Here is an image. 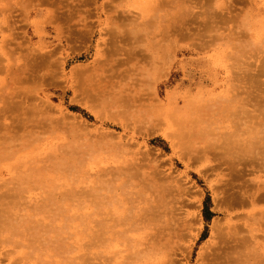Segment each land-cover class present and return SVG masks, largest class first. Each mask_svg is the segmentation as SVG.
I'll list each match as a JSON object with an SVG mask.
<instances>
[{
    "label": "rangeland",
    "instance_id": "obj_1",
    "mask_svg": "<svg viewBox=\"0 0 264 264\" xmlns=\"http://www.w3.org/2000/svg\"><path fill=\"white\" fill-rule=\"evenodd\" d=\"M170 1L0 0V264H215L228 257L209 262L204 254L219 248L223 234L230 246L246 235L245 253L242 246L238 259L232 253L236 261L243 256L264 261V164L253 159L248 165L249 153L233 146L234 138H249L253 126L236 131L228 113L240 96L236 93L249 92L235 81L240 70L234 65L232 71L228 36L244 30L255 40L250 29L257 1L227 0L231 13L219 15L232 22L220 20L223 26L218 23L208 37L195 34L198 39L191 35L173 43L177 37L172 36L166 45L162 30L175 24L184 4L192 16L201 14L199 21L206 9L204 0ZM115 46L135 47L136 55L127 51L128 57ZM253 141L258 145L264 139ZM229 155L236 161L231 167V160L225 164L218 158ZM236 167L242 168L240 176L231 181ZM162 178L173 186L165 202L153 188H143L150 179L164 184ZM227 182H235L232 194L245 190L248 201L224 203ZM153 196L180 217L175 221V214L166 212L168 218L158 222L175 228L164 230L175 235L161 234L165 253L157 246L162 253L138 258L135 253L147 240L154 244L146 226L152 224L150 216L139 220L155 203ZM97 203L110 228L105 238L89 240L77 225L85 213L97 212Z\"/></svg>",
    "mask_w": 264,
    "mask_h": 264
},
{
    "label": "bare ground",
    "instance_id": "obj_2",
    "mask_svg": "<svg viewBox=\"0 0 264 264\" xmlns=\"http://www.w3.org/2000/svg\"><path fill=\"white\" fill-rule=\"evenodd\" d=\"M172 1H174V0H172ZM172 1H170V3L172 2ZM182 1V0H181ZM180 1V2H181ZM191 1H193V0H191ZM205 1H208V3L206 2V5H205ZM226 2H224L223 0H204V6L205 7H203V5H200L201 7H203V8H206V9H204V11H202L203 13H202V15L204 14L205 16L203 17V20H200L199 21V18H198V16L197 15H201V14H198V12L197 13H194V16H192L193 14L192 13H190V9H188V8H190V7H186L185 6V4H184V8L185 9H183V8H181L182 10H181V14L180 13H178L179 15H178V17L175 19V20H173V23H175V24H171V25H173V26H168L166 23H164L163 22V20H162V22L164 23V24H166V26L163 28V30L162 31H164V33L161 31V33H163V35H164V38L162 37V39H165V40H163L165 43H166V45H167V41H169V39L172 37V36H175V37H177V39L176 40H173L174 42L173 43H175V42H178L179 43V41L180 40H183V39H186V40H188V38L189 37H191V39H192V36L191 35H193V38H196V37H194V36H196L197 34H199L200 35V37H202L201 35H203V36H206L207 34H209V33H207V32H210V33H212V32H214L216 29H218V23H219V21L221 20V23H225V22H222V21H226L227 19H229V16L228 17H226L227 19H225L224 18V15H225V12H224V10L225 11H227V9H229L230 10V13H231V9L232 8H230V7H232L231 5H230V7L227 5V3L229 2V1H227V0H225ZM257 1V4H255V5H253V7H254V13L252 12V19H253V25H252V27H251V31H253L254 33V36H255V40H252V38L248 35V36H246V34H247V32H244V30H243V32H241V30H239L241 33H240V36L238 35V34H236V36H234V34L235 33H238V32H235V31H232V33H234V34H230L229 36H228V43L230 44V46H231V48L234 50V52H232V55L230 56V54H226L227 56H229V57H231V59H233V61H234V64H233V66H232V71L234 70V68H235V66H237V68L240 70V72H239V74H238V72H236V71H234L233 73L234 74H238L237 75V77H236V82H238L241 86H239V88H241L242 86H243V84H244V87H242V90H244V88L246 87V86H248L247 88H248V90H249V92H247L246 94H245V92H238V93H236L237 95H242V93H244L246 96H244V97H240V96H237V98H235V99H238L237 101H235V105L234 106H232V107H235L234 109L233 108H231L230 109V111L228 112L229 113V116H230V118H231V123L233 124V125H235V130L237 131L238 129H245V127H244V125L243 124H247V123H251V127L253 126V129L251 128V129H249V130H252V134H248V135H250V136H252V137H250L249 136V138H246V139H242V141H241V139L239 138H237L238 140H236L235 138H234V141H238V142H240L239 143V145H237V144H234V143H236V142H234L233 140H231L230 138V140L231 141H233L232 142V144H233V146L235 147V148H237L238 147V150L239 151H242V152H248L249 153V158L247 159V164L249 165V164H251V163H253V159H259V160H261L260 162H262L261 164H264V141L262 142V143H258V145H257V141L255 142V141H253V139H257L258 141L259 140H263L264 139V58H261V59H263V60H261V59H257L255 56H257L259 53H264V49H263V44H264V0H256ZM157 2V1H156ZM155 2V3H156ZM162 2H163V0H162ZM169 2V1H168ZM178 2H179V0H178ZM184 1H182L181 3H183ZM194 2H196V1H194ZM177 3V2H176ZM197 3V2H196ZM158 4V3H157ZM164 4H166V3H164ZM163 4V5H164ZM172 4H174V2H172ZM192 4H193V2H192ZM192 4H190V5H192ZM195 4V3H194ZM208 4V5H207ZM231 4V3H230ZM153 5V4H152ZM189 5V6H190ZM196 5V4H195ZM218 6V8L216 9L214 6ZM168 6H169V4H168ZM167 6V7H168ZM176 6V5H175ZM188 6V5H187ZM207 6V7H206ZM161 7V6H160ZM170 8H171V6H169ZM193 8H196V7H194V6H192ZM201 7H200V9L199 10H201ZM162 8V7H161ZM172 9V8H171ZM175 9V8H174ZM188 9V10H187ZM173 10V9H172ZM220 10H223V14L224 15H219V11ZM6 11V10H5ZM155 11V10H154ZM163 11V10H162ZM179 11V10H178ZM206 11V12H205ZM180 12V11H179ZM201 12V11H200ZM217 12V13H216ZM150 13V12H149ZM166 13H167V10H166ZM227 13H228V11H227ZM226 13V14H227ZM182 14H184L182 17H181V15ZM192 14V15H191ZM196 14V15H195ZM176 14H174V16H175ZM228 15H229V13H228ZM195 16H197V17H195ZM222 17V19L220 18L219 19V17ZM126 17V16H125ZM128 17V16H127ZM173 17V16H172ZM215 17H218V20H217V18H216V20H215ZM232 17V16H231ZM230 17V18H231ZM124 18V17H123ZM196 18H198V19H196ZM201 18V17H200ZM129 19V18H128ZM188 19V20H187ZM196 19V20H195ZM232 19H233V17H232ZM237 19V18H236ZM198 20V21H197ZM231 19H229L228 21H226V23L228 22L229 23V21H230ZM239 20V19H238ZM127 21V20H126ZM165 21V20H164ZM172 21V20H171ZM234 21H237V20H234ZM129 22V21H128ZM166 22V21H165ZM231 22H232V20H231ZM114 23H116V22H114ZM148 23H149V21H148ZM221 23H219V29H220V27H222L223 25L221 24ZM225 23V24H226ZM233 23H235V22H233ZM13 24H14V22H13ZM117 24H118V22H117ZM116 24V25H117ZM150 24V23H149ZM163 24V25H164ZM224 24V25H225ZM243 24V23H242ZM241 24V25H242ZM222 25V26H221ZM244 25V24H243ZM242 25V26H243ZM10 26H11V24H10ZM128 26V25H127ZM190 26V27H189ZM227 26V25H226ZM237 26H239V24L237 25ZM237 26H235V27H233V28H237ZM249 27V26H248ZM3 28V27H2ZM226 29V28H225ZM235 30V29H234ZM250 30H249V32H250ZM13 31V30H12ZM109 31V30H108ZM225 31V30H224ZM216 32V31H215ZM205 33H207L206 35H205ZM129 34V33H128ZM127 34V35H128ZM196 34V35H195ZM126 35V34H125ZM126 35V36H127ZM233 35V36H232ZM189 36V37H188ZM129 37V35L127 36V39H129L128 38ZM138 37H140L139 35H138ZM199 37V36H198ZM206 37H208V35L206 36ZM212 37V36H211ZM219 37V36H218ZM117 38V37H116ZM124 38V37H123ZM213 38V37H212ZM225 38V37H224ZM139 39V38H138ZM196 39H198V38H196ZM195 39V40H196ZM214 39V38H213ZM218 39V38H217ZM226 39V38H225ZM117 40V39H116ZM115 40V41H116ZM130 40H131V38H130ZM130 40H127L128 42L130 41ZM132 40H134V36H133V38H132ZM136 40H137V37L135 38V42H136ZM124 41V40H123ZM140 40H138L137 42H139ZM200 41H201V38H200ZM210 41V40H209ZM214 41V40H213ZM215 41H217V40H215ZM120 43V42H119ZM118 43V44H119ZM123 43H125V42H123ZM160 43V42H159ZM165 43H163L164 45H165ZM191 43V42H190ZM195 43V42H194ZM107 44H109V43H107ZM116 44V43H115ZM128 45V44H127ZM140 45V44H139ZM142 45V44H141ZM157 46H158V44H156ZM159 45H161V44H159ZM163 45V48H161L162 46H159L158 48H161V49H163V51H164V49H165V47H166V45L164 46ZM202 45H203V43H202ZM207 45V44H206ZM131 46H133V45H131ZM153 46H155V45H153ZM192 46H193V44H192ZM196 46V45H195ZM194 46V47H195ZM116 48L118 47V46H115ZM126 47H130V45L129 46H126ZM115 48V51L116 52H118L117 51V49H122L123 48V50H125V52H127V51H129V49L127 50V49H124V47H118L117 49ZM155 48V47H154ZM195 48H197V46L195 47ZM199 48V47H198ZM202 48V47H201ZM207 48V47H206ZM174 49V48H173ZM130 50L131 51H129V52H132L133 53V56H134V51L133 50H135V47H134V49H132V47L130 48ZM157 51V50H156ZM120 52V51H119ZM121 52H122V50H121ZM124 52V53H125ZM129 52H127L128 53V57H129V54H130V56H132V54L131 53H129ZM138 52V51H137ZM158 52V51H157ZM123 52H122V54H124ZM226 53V52H225ZM119 54V53H118ZM121 54V55H122ZM156 54V53H155ZM127 54H124V56H126ZM136 55V54H135ZM261 56V55H260ZM259 56V57H260ZM126 58V60L128 59L129 60V58ZM252 57V59L253 58H256V59H253V61H250V60H248L249 58H251ZM258 57V58H259ZM133 58V57H132ZM155 59V58H154ZM128 60H127V62H128ZM157 60H159V59H157ZM125 63V62H124ZM145 64V63H144ZM235 65V66H234ZM152 66V65H151ZM167 68V70H168V66H166V67H164V69H166ZM236 68V69H237ZM167 70H166V72H167ZM160 72L162 73V71L160 70ZM166 74V73H165ZM158 76H159V73L157 74ZM163 75V74H162ZM160 77V76H159ZM158 77V78H159ZM235 86H237V85H235ZM238 87V86H237ZM246 88V89H247ZM212 105V104H211ZM246 106H248V107H250L251 109H247V107ZM246 107V108H245ZM220 108V107H219ZM218 109V108H217ZM201 111V110H200ZM202 112V111H201ZM173 115V114H172ZM238 115V116H237ZM228 116V115H227ZM242 119V120H244V123L243 122H241V120H239L240 122L239 123H237L238 121L237 120H235V119ZM174 120V119H173ZM175 120H177V118H175ZM196 120V119H195ZM183 121V120H182ZM198 121V120H197ZM196 121V122H197ZM195 122V123H196ZM199 122V121H198ZM205 122V121H204ZM234 122V123H233ZM241 123V124H240ZM238 124H239V126H242V127H239L238 128ZM248 124V125H249ZM248 125H246V126H248ZM234 127V126H233ZM247 128H250V127H247ZM250 132V131H249ZM201 133V132H200ZM195 135H196V133H195ZM238 136V135H237ZM233 139V138H232ZM228 141V143L229 142H231V141H229V140H227ZM252 141H253V144H250V145H252L251 147L249 146V143H252ZM261 141H259V142H261ZM242 144V145H241ZM233 146H231V149L232 150H234V148H233ZM226 152H227V149H224ZM258 155H259V157H258ZM256 156H257V158H256ZM218 158H221L222 160H221V162H223V163H227V162H229L230 160H231V157H230V155L228 156V157H225V156H223V157H218ZM238 160H239V158H238ZM259 160H255V161H257V163H258V165H259ZM236 161L235 160H231L230 161V164L231 165H228V167H231V166H234V163H235ZM256 163V164H257ZM238 164H240V163H238ZM256 164H253L252 165V167H255L256 166ZM260 164V165H261ZM255 165V166H254ZM257 165V166H258ZM263 165H261V167H262ZM136 168V167H135ZM241 168V167H240ZM238 169L237 167L235 168V170L236 171H234V170H232V174H231V176L230 177H232V180L231 181H233V176H235L236 178H234V179H237L239 176H240V172H241V169ZM264 168V167H263ZM238 169V170H237ZM239 170H240V172H239ZM262 171H263V169H262ZM158 174H159V171H158ZM121 175V174H120ZM127 176V175H126ZM133 176V175H132ZM238 176V177H237ZM130 177H131V175H130ZM154 177H156V176H154ZM156 178H158V177H156ZM161 178V177H160ZM241 178V177H240ZM165 179V180H164ZM162 178V181L163 182H165V181H167V179L168 178ZM100 180V179H99ZM155 180H157V179H150V180H146L147 182H146V184L145 185H143V188H147V189H152V190H154V191H151L152 193L154 192H156L157 194H159V198L160 199H166L167 198V196L169 197V196H171V192H173V189H172V191H171V188L173 187L172 185H170V183H168V182H165V183H167V184H160L159 183V186L155 183ZM161 180V179H160ZM229 180H230V178H229ZM114 181V180H113ZM236 181V180H235ZM143 182V181H142ZM108 183V182H107ZM115 183V182H114ZM162 183V182H161ZM233 183H235V182H233ZM233 183H231V182H227L226 184H225V186L227 185V189L224 187V189H225V191H224V193H225V197L224 198H222L221 197V199H223L224 201V203H225V200L226 201H229V203H233L234 202V204H236V203H238L239 201H242V202H247V201H244L245 200V197L243 196V195H245L246 196V194H243V192L245 191H242V196L240 195V193H239V195L238 194H232V192L230 191L231 190V188H232V186H233ZM143 184V183H142ZM147 185V186H146ZM128 186V185H127ZM126 186V187H127ZM136 187H138V185H136ZM235 187V186H234ZM118 188V187H117ZM146 189V190H147ZM222 189V188H221ZM239 189V188H238ZM244 189V188H243ZM96 190V189H95ZM237 190V189H236ZM236 190H234V191H236ZM260 190H264V189H260ZM149 192H150V190H148ZM241 191V190H240ZM255 191H256V189H255ZM97 192V191H96ZM144 192L146 193L147 191H145L144 190ZM174 192H176V191H174ZM246 192V191H245ZM145 193H143V194H145ZM151 193V194H152ZM180 193V192H179ZM183 193V192H182ZM259 193V192H258ZM97 194H99V193H97ZM157 194L155 195V196H157ZM175 194V193H174ZM174 194H172V195H174ZM181 194V193H180ZM185 194H186V192H185ZM221 194V193H220ZM262 194L264 195V193H263V191H262ZM261 194V195H262ZM154 195V194H153ZM260 195V196H261ZM94 196H95V194H94ZM97 196V195H96ZM101 196V195H100ZM143 196V195H142ZM155 196H153V197H155ZM180 196V195H179ZM182 196V195H181ZM222 196H223V194H222ZM175 197V196H174ZM252 198H256V197H253V196H251ZM101 198V197H100ZM158 198V199H159ZM172 198V197H171ZM246 198H247V196H246ZM149 199L150 198H148V201H149ZM160 199L159 200H157V198L155 197L153 200H154V202L155 203H151L150 204V206H149V209L148 210H146L145 209V211L143 212V213H141V217H139V220L141 221V222H143V221H147L146 220V218L148 217V216H150V217H148V220H149V218H150V221H151V226H150V224H149V222H148V225H146L148 228H149V230L151 231V233H152V235H151V237H150V239L152 240V242H154V244L152 243L151 245H148V244H150V242L147 240V242L148 243H144V245H145V248L143 249V251H142V249H141V253L140 252H136L135 254L137 255V257L138 258H141V257H147V256H149V255H155V254H157V253H162V251H160V250H158V249H160L161 247V249L164 251V243H165V241H164V239H165V237L164 236H166L167 235V233H168V237H169V234L170 233H172L173 232V230L175 229V228H173V227H171V225L169 226V224H168V222H166V223H164L165 224V226L166 225H168V227L166 226V228H168V230H171V229H173V230H171L172 232H167L166 233V235H165V232H164V230L166 229L164 226H159V223H160V221L162 222L163 220H162V218L163 217H165V216H167V215H165L166 214V212L169 210L168 208H167V205H166V207H165V204H159L158 202H160ZM173 199H175V198H173ZM146 200V199H145ZM260 200V199H259ZM263 200V199H262ZM262 200H260V201H262ZM98 201V200H97ZM148 201H146V202H148ZM164 201V200H163ZM221 201V203H222V200H220ZM219 201V202H220ZM250 201V200H249ZM252 201H254V199L252 200ZM84 202V201H83ZM165 202V201H164ZM172 202V201H171ZM174 202V201H173ZM218 202V203H219ZM241 202V203H242ZM255 202H257V200L255 199ZM92 203V202H91ZM163 203V202H162ZM228 203V202H227ZM228 203V204H229ZM95 204V203H94ZM167 204H168V202H167ZM230 204V205H231ZM239 204H240V202H239ZM80 205V204H79ZM88 205H90L91 206V204H88ZM100 205L101 204H96L95 205V208L97 209V208H99L100 207ZM169 205V204H168ZM241 205V204H240ZM220 206H221V204H220ZM223 206V205H222ZM224 206H226V204H224ZM229 206V205H228ZM81 207V206H80ZM164 207H165V209H164ZM230 207V206H229ZM233 207V206H232ZM234 207H236V206H234ZM244 207H245V205H244ZM86 208V207H85ZM92 208H94V207H92ZM166 208H167V211H166ZM173 208H175L176 209V207H173ZM222 208V207H221ZM227 208V207H226ZM239 208V207H238ZM154 209V210H153ZM170 209H172V207H170ZM180 209V208H179ZM230 209H231V207H230ZM233 209V208H232ZM144 210V209H143ZM178 209H176V211H177ZM229 210V209H228ZM171 211H173V210H171ZM175 211V210H174ZM179 211V210H178ZM81 212V214H83V212L82 211H80ZM169 213V214H168ZM86 214V213H85ZM83 215V217H82V221L80 220V224H78L77 225V230H79V232L81 233V235L84 237H87L89 240H95L97 237H102V238H105L104 236L106 235V232H107V228H110V225L107 227L104 223H103V221H104V219L103 218H100L99 216L101 215V212H100V210L99 209H97V212H95L94 210H91L90 212H88L86 215ZM167 214L168 215H170V214H175V213H170V211L169 212H167ZM177 214V213H176ZM176 214H175V216H176ZM178 215H180V214H178ZM258 215H260V213L258 214ZM147 216V217H146ZM106 217H107V215H106ZM111 218H112V216H110ZM110 217H109V219H110ZM171 217H173L174 218V215L173 216H171ZM171 217H169V221H170V218ZM178 216H176L174 219H176ZM180 217V216H179ZM178 217V218H179ZM244 216H242V218H243ZM246 217V216H245ZM264 217V216H263ZM104 218H105V216H104ZM165 218H168V217H165ZM173 218H171V220H173ZM177 218V219H178ZM233 218H235V217H233ZM261 218V217H260ZM106 219V218H105ZM177 219L175 220V221H177ZM194 219V218H193ZM197 219V218H196ZM196 219H194V221L196 220ZM105 221H107V219L105 220ZM250 221H251V219H250ZM159 222V223H158ZM171 223H172V221H170ZM179 222V224L181 223L180 222V220L178 221ZM192 222V221H191ZM156 223H158V224H156ZM176 223V222H175ZM199 223V222H198ZM217 223V222H216ZM220 223V222H219ZM138 224V223H137ZM163 224V225H164ZM173 224H174V221H173ZM178 224V225H179ZM263 224V223H262ZM114 225V224H113ZM177 225V226H178ZM181 225H182V223H181ZM180 225V227L182 228V226ZM191 225V224H190ZM184 226H186V225H184ZM219 226V225H218ZM179 227V226H178ZM214 227V226H213ZM220 227V226H219ZM140 228H142V227H140ZM186 228L187 229H189V227H187L186 226ZM190 228H192V227H190ZM236 228H237V226H236ZM239 228V227H238ZM178 228L176 227V230H177ZM110 230V229H109ZM167 230V229H166ZM179 230V229H178ZM214 230H216V229H214ZM218 230V229H217ZM223 229H221V230H219L218 232H220V234H219V236L221 235V237H219V238H221L222 239V234H221V231H222ZM234 230V229H233ZM238 231V234H239V229L237 230ZM117 233L116 232V230L115 231H112V233ZM213 232V231H212ZM215 232V231H214ZM223 232V231H222ZM113 233V234H114ZM164 233V236L163 235H161V234H163ZM174 233H175V231H174ZM174 233H172L173 235H175ZM229 233V232H228ZM113 234H111V236L113 235ZM118 234V233H117ZM148 234V233H147ZM119 235V234H118ZM117 235V236H118ZM172 235V238L174 237ZM176 235H177V233H176ZM179 235H181V233L179 234ZM232 235H234L233 233H232ZM245 235V234H244ZM114 237H116V235H113ZM166 236V237H167ZM178 236V235H177ZM218 236V235H217ZM223 236H225V238H226V235H224L223 234ZM261 236V235H260ZM260 236L258 235V237L260 238ZM233 237L234 236H232V242L234 241V239H233ZM236 237H238V235L236 236ZM246 238V235L245 236H242L241 238V240H239L240 239V237L238 238V239H235V240H239L238 241V244L240 243V241H241V243H240V245H238V244H236L235 243V245L234 246H230L229 244H230V242H229V239L227 240V238L225 239L224 237H223V239L222 240H218V241H223L222 243L221 242H219L218 244H219V246H217V247H219L218 249H216L215 250V248H214V250L211 252V253H209L207 256H206V254L208 253H206V254H204L203 256L204 257H206L207 258V260L209 259L210 261L212 260V262H214L213 260H217V258L218 257H220V259H221V256L223 255V256H225V257H228L229 258V254L231 255L232 253L233 254H235L236 256H237V254H236V252H238V249L239 248H241V246L243 247V245H244V247L246 246V244H247V239H245ZM248 237V236H247ZM164 238V239H163ZM218 238V237H217ZM149 239V240H150ZM162 239H163V242H162ZM169 239V238H168ZM225 239V240H224ZM150 240V241H151ZM243 240H246L245 242L246 243H244V241ZM175 241H177V239L175 240ZM162 242V243H161ZM167 242V241H166ZM172 242H174L173 240H172ZM235 242V241H234ZM248 242H250V241H248ZM23 243V242H22ZM24 244V243H23ZM22 244V245H23ZM163 244V245H162ZM166 244H168V245H170V246H172V244H170V241H169V243L167 242ZM176 244V243H175ZM177 244H178V242H177ZM176 244V245H177ZM248 245V244H247ZM157 246H159V247H157ZM166 246V245H165ZM170 246H168V248L170 247ZM243 247V252H244V248ZM37 248V247H36ZM166 248H167V246L165 247V250H166ZM168 248H167V250L166 251H168ZM172 248H175L176 249V247L175 246H172ZM177 248H178V246H177ZM180 248V247H179ZM211 248V247H210ZM212 248H213V246H212ZM59 249H60V247H59ZM175 249H174V251H175ZM222 249H223V251H222ZM251 249V248H250ZM52 250V249H51ZM184 250H186V249H184ZM218 250H219V252H218ZM228 250H229V252H231V253H229L228 252ZM239 250H242V248L241 249H239ZM63 251H64V249H63ZM62 251V252H63ZM173 251V252H174ZM177 251V250H176ZM187 251V250H186ZM207 251V250H206ZM216 253H215V252ZM58 252V251H57ZM56 252V253H57ZM61 252V251H60ZM169 252H172V249H171V251L169 250ZM218 252V253H217ZM240 252L241 251H239V253L238 254H240ZM243 252L241 253V254H243ZM252 252V251H251ZM31 253V252H30ZM54 253V252H53ZM164 253H165V251H164ZM176 253V252H175ZM186 253V252H185ZM245 253V252H244ZM168 254H173V253H168ZM178 254V253H177ZM188 254V253H187ZM232 254V255H233ZM250 254L251 253H249V254H247L248 256H250ZM29 255V254H28ZM53 255V254H52ZM135 255V256H136ZM176 255V254H175ZM232 255H231V258H232ZM235 255H233V257L235 256ZM252 255V254H251ZM58 256V255H57ZM177 256V255H176ZM235 256V257H236ZM253 256H256V255H253ZM29 257H31V256H29ZM136 257V258H137ZM167 257V256H166ZM235 257H234V259H228V258H225L224 259V257L222 258V260H220V262H219V260L217 261V263H215V264H237V262H238V260L236 261L235 260ZM238 257L239 256H237L236 257V259H238ZM242 257V256H241ZM244 257V256H243ZM242 257V258H243ZM247 257V256H246ZM64 258V257H63ZM135 258V259H136ZM137 258V259H138ZM152 258V257H151ZM172 259H173V257H171ZM206 258H204V259H206ZM242 258H239V262H241V261H243V262H241V264H247V263H244V260H247L248 258H245L244 260H241ZM252 260L253 259H255V258H252V257H250ZM250 258L248 259V260H250ZM145 259V258H144ZM153 259V258H152ZM226 259H228V260H226ZM169 260H171V259H169ZM169 260H168V263H169ZM206 260V261H207ZM208 260V261H209ZM224 260V261H223ZM247 260V261H248ZM173 261V260H172ZM207 261V262H208ZM209 261V262H210ZM246 261V262H247ZM174 262V261H173ZM206 262V263H207ZM208 262V263H209ZM238 262V263H239ZM249 262H251V261H248V264H249ZM255 262V261H254ZM254 262H251V264L252 263H254ZM172 262H170V264H171ZM259 263V261H258V259H257V263H254V264H258ZM82 264H83V261H82ZM167 264V263H166ZM175 264V263H174ZM209 264H212V263H209ZM214 264V263H213ZM259 264H261V262L259 263ZM262 264H264V261L262 262Z\"/></svg>",
    "mask_w": 264,
    "mask_h": 264
}]
</instances>
